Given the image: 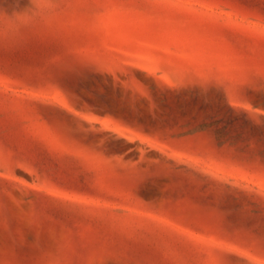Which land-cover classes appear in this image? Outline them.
Wrapping results in <instances>:
<instances>
[{
	"label": "rangeland",
	"instance_id": "1",
	"mask_svg": "<svg viewBox=\"0 0 264 264\" xmlns=\"http://www.w3.org/2000/svg\"><path fill=\"white\" fill-rule=\"evenodd\" d=\"M0 264H264V0H0Z\"/></svg>",
	"mask_w": 264,
	"mask_h": 264
}]
</instances>
